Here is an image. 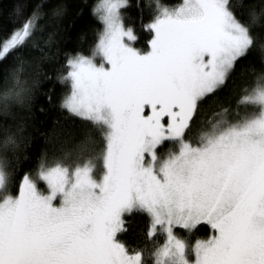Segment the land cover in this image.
Segmentation results:
<instances>
[{
    "label": "snow or ice",
    "instance_id": "snow-or-ice-1",
    "mask_svg": "<svg viewBox=\"0 0 264 264\" xmlns=\"http://www.w3.org/2000/svg\"><path fill=\"white\" fill-rule=\"evenodd\" d=\"M246 2L247 21L232 0L161 5L141 51L122 23L128 0H102L94 51L68 53L60 76L68 84L61 107L104 129L101 173L90 158L69 166L44 157L39 183L24 173L0 195V264H146L142 251L117 239L134 211L149 218V239L165 237L152 264H264V74L243 97L255 115L218 120L197 142L186 138L199 104L255 44L264 0ZM63 4L52 0L51 11ZM47 6L38 3L0 39V61L36 37ZM29 63L21 55L0 79V189L20 148L23 126L13 129L8 116L31 98ZM165 142L177 147L161 156ZM202 223L213 235L190 249L177 230Z\"/></svg>",
    "mask_w": 264,
    "mask_h": 264
},
{
    "label": "trees",
    "instance_id": "trees-1",
    "mask_svg": "<svg viewBox=\"0 0 264 264\" xmlns=\"http://www.w3.org/2000/svg\"><path fill=\"white\" fill-rule=\"evenodd\" d=\"M98 1L64 0L62 9L54 13L50 7L52 0H0V39L7 37L38 3L48 5L45 7L46 14L39 17L41 29L37 31L36 37L0 61V79L7 80L16 59L26 55L30 62L27 68L28 81L33 86L30 100L22 106L13 107L8 116V125L13 129L16 125H22L23 131L20 134V148L8 168L7 182L0 195L15 191L24 173H29L38 181L42 157L48 164L60 161L69 166L90 158L96 166L95 174L100 175L104 129L61 107L68 84L60 80L68 53L79 51L90 55L94 51V42L101 28L98 13L94 11ZM179 2L128 0L120 11L124 26L131 28L138 37L135 45L148 49L147 41L152 33L145 30V25L151 22L159 6L175 7ZM232 3L237 17L247 21L249 3L246 0H232ZM253 31L256 35L255 44L236 63L227 83L199 104L186 133L190 142H197L203 134L211 132L218 120L235 123L243 117L256 114V106L244 103L243 97L249 86L258 83L259 77L264 74V47L261 46L264 45V20L254 26ZM48 97H51L50 101ZM124 219L126 230L119 233L117 239L130 250L142 251L146 264H152L151 252L165 239L163 233H157L149 239L146 235L149 218L142 212L134 211L125 215ZM177 231L190 249L197 240H205L213 235L211 228L203 223L192 230ZM189 254L192 255L191 252Z\"/></svg>",
    "mask_w": 264,
    "mask_h": 264
},
{
    "label": "rangeland",
    "instance_id": "rangeland-1",
    "mask_svg": "<svg viewBox=\"0 0 264 264\" xmlns=\"http://www.w3.org/2000/svg\"><path fill=\"white\" fill-rule=\"evenodd\" d=\"M102 3V0H99L96 5V9H98L99 5ZM178 6V5H177ZM176 7V6H175ZM160 6L158 7L159 10ZM97 12V11H96ZM98 13V12H97ZM127 28V27H126ZM151 39V38H150ZM133 46L141 51H147L148 49L139 45H135V41L131 42ZM97 61L99 60V57H94ZM177 146L173 142H165L160 148H159V154L161 156H166L169 151L175 150ZM2 189H0L1 192ZM211 237V236H209ZM208 237V238H209ZM207 238V239H208ZM206 240V239H205Z\"/></svg>",
    "mask_w": 264,
    "mask_h": 264
}]
</instances>
